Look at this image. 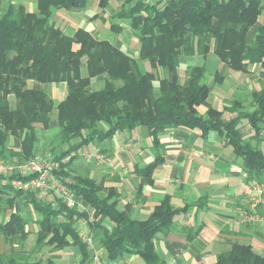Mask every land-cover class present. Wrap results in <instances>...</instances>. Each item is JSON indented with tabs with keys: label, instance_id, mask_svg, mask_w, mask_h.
Listing matches in <instances>:
<instances>
[{
	"label": "trees",
	"instance_id": "1",
	"mask_svg": "<svg viewBox=\"0 0 264 264\" xmlns=\"http://www.w3.org/2000/svg\"><path fill=\"white\" fill-rule=\"evenodd\" d=\"M34 1L36 11L30 12L23 4L0 0V160L7 159L11 138L19 141L13 159L26 162L36 155L39 130L48 131L55 117L58 143L66 149L55 153L52 148L53 157L72 156L56 175L71 180L68 188L88 209L78 212L57 199L39 200L34 193L13 190L11 181L16 176H0L5 182L0 185V216L11 208L15 197L22 196L40 216L38 249H63L69 237L79 246L82 263L89 261L90 252L79 238L77 222L81 221L98 238L106 261L138 255L145 264H166L156 252L155 237L168 233L174 217L185 208L174 209L165 198L148 218L134 219L129 207L119 208L117 194L110 191L102 196L101 187L92 179L70 175L67 168L81 147L110 139L117 132L144 127L158 148L162 132L186 128L198 130L202 138L216 134L242 160L246 182H264V155L258 145L244 143L240 133L246 121L256 136L261 134L264 91L251 94L255 105L250 111L234 101L223 111L208 108L200 115L197 108L211 92L202 82L205 67L188 66L183 81L178 73L181 59L190 56L192 46L196 56L205 60L212 53L235 72L264 65L263 0H127L110 16L129 23L139 45L136 57L81 28L66 36L55 26V11L81 10L86 0ZM108 2L99 0L98 5L103 8ZM143 62L149 64L150 72L141 71ZM212 77L213 85L220 82L219 73ZM28 80L65 83L66 96L54 103L44 92L28 89ZM92 81H101V88L93 90ZM226 112L228 119L224 118ZM160 163L158 157L143 170L146 183ZM6 195L13 198L6 199ZM26 225L16 214L0 224V233L13 246L8 256H0V264H41L28 262L19 251L28 236ZM214 264H264V256L254 253L249 245L235 244L219 254Z\"/></svg>",
	"mask_w": 264,
	"mask_h": 264
},
{
	"label": "crops",
	"instance_id": "2",
	"mask_svg": "<svg viewBox=\"0 0 264 264\" xmlns=\"http://www.w3.org/2000/svg\"><path fill=\"white\" fill-rule=\"evenodd\" d=\"M126 1L109 0L107 6L102 8L98 5L99 0H86V5L81 10L55 11L52 21L66 36H72L79 28L97 39L107 30L117 33L118 38L113 45L123 52L137 56L139 45L129 23L126 21L128 25H123L124 29L111 23L118 19H111L110 15L118 11ZM111 3L116 8L108 12L107 8ZM77 18L87 23L84 28L78 27ZM113 25L114 30L111 29ZM250 40L251 35L248 36V41ZM77 48L74 45V49ZM194 51L195 47L192 46L190 58L198 57ZM211 57L215 56L209 53L205 60ZM139 67L142 72L151 71L146 62ZM187 67L185 64L180 65L182 77L185 76ZM215 72L221 76L220 82L215 84L206 102L197 108L200 115L208 108L223 111L234 101L240 102L245 111H250L255 105L251 94L264 91V65L249 66L242 73L231 70L217 60ZM26 87L44 92L54 103L63 101L67 92L65 83L41 84L28 80ZM229 116V113H224L225 119ZM53 119L49 130L57 127L55 117ZM260 128L262 130L258 137L250 125L243 121L240 133L244 143L258 145L264 155V125L260 124ZM7 148L6 160L19 163L13 159L18 155L19 141L11 138ZM62 149L65 150L66 145ZM96 154L104 155L105 160L97 163L94 160ZM73 155L75 158L67 168L68 173L92 179L101 187L102 196L108 195L110 191L117 194L119 208L129 207L134 219L148 218L165 198L169 199L174 209L185 208L174 217L168 233H158L155 237L156 252L166 264H214L219 254L228 251L235 244L249 245L254 253L264 256V226L246 225L238 221V209L245 202L243 184L246 182V175L242 160L216 134L210 133L202 138L198 130L168 129L160 134L159 147L155 148L147 129L136 127L131 131L117 132L100 143L93 141ZM158 157L161 163L152 170L150 182L146 183L142 176L143 170ZM4 183L0 181V185ZM5 198H13V195H6ZM14 199L11 208L0 216V224L8 221L11 214L19 215L27 221L25 230L28 236L25 242L32 238L36 241L40 216L22 196ZM53 200L55 199L47 202ZM59 219L63 220L61 217ZM77 228L92 236V246L87 247L90 258L84 263L79 246L69 237L68 245L63 249H38L35 244L25 245L24 242L19 251L30 263L145 264L138 255H123L115 261H106L105 250L100 247L98 238L87 224L79 221ZM190 235L193 236L188 240L187 236ZM12 247L6 236L0 233V256H8Z\"/></svg>",
	"mask_w": 264,
	"mask_h": 264
},
{
	"label": "built area",
	"instance_id": "3",
	"mask_svg": "<svg viewBox=\"0 0 264 264\" xmlns=\"http://www.w3.org/2000/svg\"><path fill=\"white\" fill-rule=\"evenodd\" d=\"M72 159L67 155L59 160L53 156L36 154L26 162L12 163L0 160V176L17 178L11 181L13 190L34 193L39 200H59L66 208L78 212L88 208L76 200L68 185L71 180L58 177L56 172L61 165H67ZM94 160L102 163L105 156L96 154ZM244 205L238 209V221L241 224L264 226V182L250 181L243 184ZM79 238L87 247L92 246V236L79 231Z\"/></svg>",
	"mask_w": 264,
	"mask_h": 264
},
{
	"label": "rangeland",
	"instance_id": "4",
	"mask_svg": "<svg viewBox=\"0 0 264 264\" xmlns=\"http://www.w3.org/2000/svg\"><path fill=\"white\" fill-rule=\"evenodd\" d=\"M5 1L7 2V0H5ZM9 1H11V2H13L15 4L22 3V4L26 5V8H27L28 11H32V12L36 11V6H35V1L34 0H9ZM133 3L134 2H131V4H133ZM114 8H116L115 5L113 3H111L109 5V7L107 8V11L110 12V10H112ZM92 11L94 13L96 12L95 10H92ZM91 14H93V13H91ZM77 23H78L77 24L78 27L80 26V27H83V28L87 24L81 18L77 20ZM111 23L114 24V25H118V26L122 27L123 29H124L123 25H125V26L128 25L127 22L123 21V20H114ZM123 29H122V33H123ZM98 38H99V40H107V41L111 42L112 44H115V42H116L115 39L118 38V34L107 30V32L105 34H103L102 37H98ZM136 54H137V52H136ZM133 56H136V55L134 54ZM189 58H190L189 56L183 57L181 59V64H185L186 66H191V67L192 66H204L205 69H206V75H205V77H204L202 82L204 84H208L211 87V90L213 91L214 88H215V85H213V82H212L213 77L212 76H213V73L215 72L216 63H217V60L215 59V57H211L207 61L203 60V59H201L199 57L190 58L191 62L188 65ZM181 71L182 70L179 68L178 73H179V76L181 78V81H183L185 76L182 77ZM101 86H102V82L101 81H92L91 88L93 90L100 89ZM55 130H56V128L53 129V130L52 129L48 130L46 132H44L42 130H39V144H38V147H37L38 148V153L37 154L53 156V154L51 152L52 148L55 149V153L56 152L59 153L60 149L65 148V145L61 146V144L58 143V140H57V137H56V134H55ZM30 243L31 244L32 243L35 244V238H32L30 240L28 239L25 242V245L30 244Z\"/></svg>",
	"mask_w": 264,
	"mask_h": 264
}]
</instances>
